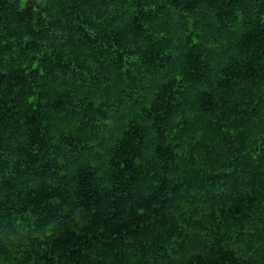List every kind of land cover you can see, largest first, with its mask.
<instances>
[{"label":"trees","instance_id":"trees-1","mask_svg":"<svg viewBox=\"0 0 264 264\" xmlns=\"http://www.w3.org/2000/svg\"><path fill=\"white\" fill-rule=\"evenodd\" d=\"M0 264H264V0H0Z\"/></svg>","mask_w":264,"mask_h":264}]
</instances>
